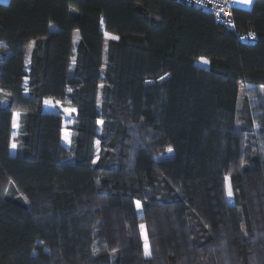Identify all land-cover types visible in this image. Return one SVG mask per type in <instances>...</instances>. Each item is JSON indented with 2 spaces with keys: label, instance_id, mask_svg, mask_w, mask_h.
<instances>
[{
  "label": "trees",
  "instance_id": "obj_1",
  "mask_svg": "<svg viewBox=\"0 0 264 264\" xmlns=\"http://www.w3.org/2000/svg\"><path fill=\"white\" fill-rule=\"evenodd\" d=\"M231 11L0 2V264H264V0Z\"/></svg>",
  "mask_w": 264,
  "mask_h": 264
},
{
  "label": "rangeland",
  "instance_id": "obj_2",
  "mask_svg": "<svg viewBox=\"0 0 264 264\" xmlns=\"http://www.w3.org/2000/svg\"><path fill=\"white\" fill-rule=\"evenodd\" d=\"M104 35H105L106 39L114 37L112 34L106 33V32L104 33ZM103 61H105V48H104V51H103ZM204 61L205 60L203 58H200L199 61H198V64L199 65H204L205 64ZM248 87H249V84H245V83H240L239 84L238 97H237V113H236V126L237 127L240 125V116L245 111V106H246V103H247L246 94H247V91H248ZM259 89H260V87H259ZM45 100H49L51 103L50 104H44L45 105L44 108H46L47 110H52V111H62L64 113L63 114L64 126H66L67 122L69 123L72 120V118L74 116V113H75V111H71V109H74L73 107L68 106V105H63L60 102L54 101V100H52L50 98H47ZM65 109H69V111L66 113ZM64 132L70 133V131L66 127H64L63 130H62V137H63ZM69 138H70V136H69ZM62 141L65 142V144H67V145L69 143V141H65L63 138H62ZM97 141L98 140H95V155H97V152H98V145L96 143ZM13 144L16 145L15 142H12V145ZM11 150L15 151L16 147L15 148L11 147ZM228 185H230L229 180L228 181L225 180V193H227V186ZM226 197H227L229 202H233V196L232 197H228L227 194H226ZM135 208H136L137 214L140 215L141 214V208H137L136 201H135ZM141 225H143V224H140V226ZM140 226H139V230H140V235H141ZM144 232H145V229H144ZM141 239H142V245H143L144 241H143L142 236H141Z\"/></svg>",
  "mask_w": 264,
  "mask_h": 264
},
{
  "label": "built area",
  "instance_id": "obj_3",
  "mask_svg": "<svg viewBox=\"0 0 264 264\" xmlns=\"http://www.w3.org/2000/svg\"><path fill=\"white\" fill-rule=\"evenodd\" d=\"M186 4L192 5L195 8L202 9L210 12L216 21L225 25L226 27L233 28L234 22L232 19L231 8L233 6L232 0H183ZM251 33V32H249ZM249 33L239 34V38L245 41L252 42L255 38L254 34Z\"/></svg>",
  "mask_w": 264,
  "mask_h": 264
},
{
  "label": "snow or ice",
  "instance_id": "obj_4",
  "mask_svg": "<svg viewBox=\"0 0 264 264\" xmlns=\"http://www.w3.org/2000/svg\"><path fill=\"white\" fill-rule=\"evenodd\" d=\"M241 2H243V3H245V4H250V3L252 2V0H241ZM106 35H107V34H106ZM249 35L251 36V35H253V34H252V33H249ZM112 38L115 39L116 37H112ZM204 62L207 63V61H204ZM26 91H27V89H26ZM69 91H71V89H69ZM260 91H261V92H264V85H261V86H260ZM44 103H45V104H50L51 102H50L49 100H45ZM68 111H69V109H65V112H66V113H67ZM71 111H75V109H71ZM16 115H17V114H15V113L13 114V127H14V128L18 126L17 123H16ZM98 123H102V121H98ZM238 123H239V122H238ZM69 136H70V133H68V132H64L62 138H63L65 141H69ZM96 143H97V145H99V141H97ZM12 147L15 148L16 145L13 144ZM169 151H171V149H169ZM93 163H96V160H93ZM225 180L228 181V180H229V177L226 176V177H225ZM226 194H227L228 197H232V195H233V192H232V189H231V186H230V185L227 186V193H226ZM136 206H137V208H140V206H141V205H140V201H136ZM140 228H141V236H142L143 241H144V244H143L144 255H145L146 257H149V256H151V250H150L149 239H148L147 234L144 232V225H141ZM96 251H98V250H96ZM96 251L93 252V255L96 254Z\"/></svg>",
  "mask_w": 264,
  "mask_h": 264
},
{
  "label": "crops",
  "instance_id": "obj_5",
  "mask_svg": "<svg viewBox=\"0 0 264 264\" xmlns=\"http://www.w3.org/2000/svg\"><path fill=\"white\" fill-rule=\"evenodd\" d=\"M8 0H0V2H2V3H4V2H7ZM232 2H233V6H237V7H241V8H246V9H248V8H250L251 7V5H252V2H253V0H252V2L250 3V4H245V3H243V2H241V0H232ZM207 63H205V65H206ZM45 99H47V98H45ZM45 99H44V102H45ZM45 104V103H44ZM45 106V105H44ZM44 109H46V108H44ZM47 110V109H46ZM50 111H52V110H50Z\"/></svg>",
  "mask_w": 264,
  "mask_h": 264
}]
</instances>
